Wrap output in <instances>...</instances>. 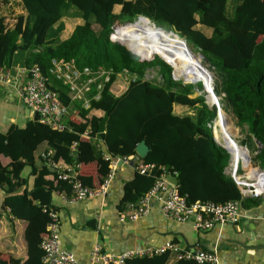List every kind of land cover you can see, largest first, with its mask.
Here are the masks:
<instances>
[{
    "label": "trees",
    "instance_id": "1",
    "mask_svg": "<svg viewBox=\"0 0 264 264\" xmlns=\"http://www.w3.org/2000/svg\"><path fill=\"white\" fill-rule=\"evenodd\" d=\"M139 16L148 18L141 17L135 25ZM112 33L139 56L113 40ZM182 38L193 52L185 49ZM20 49L25 52L26 68L41 69L69 113L63 130L29 121L24 129L13 123L0 132V183L5 188L0 221L10 209L13 218L27 222V258H5L0 250V264H44L41 244L49 232L50 216L43 206L51 207L54 192L74 195L69 179H63L62 172L48 161L60 147L78 144L80 157L100 158L101 139L111 157L155 164L148 175L136 173L141 186L129 201L136 202L148 192L161 166H167L177 171L178 188L190 203L237 200L248 205L250 197L244 196L226 171L231 153L214 136L218 107L206 100L202 82L207 84L210 77L201 63H209L215 72L217 97L210 99L211 104L219 100L222 111L216 137L221 136V117L232 112L234 124L245 135L240 145L252 152L253 165L264 169V0H0V67H12ZM155 52L188 84L175 80L172 66ZM60 59L109 75L99 99L94 98L98 90L93 85L88 108L73 99L69 85L51 72L53 61ZM151 68L157 69L161 79L148 76ZM197 90L201 93L195 96ZM92 110L110 111L106 132H98L102 116L91 115ZM74 115L80 122L71 120ZM85 130H89L90 143L81 140ZM143 139L150 151L141 158L136 147ZM247 141H253V151ZM1 156L10 162L4 164ZM39 160L46 163L40 170ZM74 161V156H65L63 170ZM26 166L33 168L34 185L19 192L26 182L21 175ZM73 176L92 186L88 176L77 172ZM172 259L177 264H199L177 259L173 250L133 257L126 264H168Z\"/></svg>",
    "mask_w": 264,
    "mask_h": 264
},
{
    "label": "crops",
    "instance_id": "2",
    "mask_svg": "<svg viewBox=\"0 0 264 264\" xmlns=\"http://www.w3.org/2000/svg\"><path fill=\"white\" fill-rule=\"evenodd\" d=\"M23 21L22 19V24ZM24 56L25 52L20 49L15 54L12 67H0V77L9 74L13 78L11 82H4L0 78L2 132H6L13 123L24 129L29 121H40L34 119L36 113L24 104L20 96L19 88L24 84L25 76L17 75L23 74L27 69ZM91 115L103 117L104 114L101 110H92ZM71 120L80 122L76 115ZM81 140L90 143L89 130L82 133ZM78 146L77 144L69 149L60 147L54 160L61 162L67 155L74 156L75 161L68 168L88 176L91 187H100L104 182L107 187L103 196L77 201H68L59 192L53 193L51 208L59 215L61 246L64 250L73 252L77 264H90L95 247L103 253L117 255L133 251L140 253L134 257H143L146 255L143 252L167 243L189 251H213L217 255L218 264H264V195L249 196L248 205L242 206L246 215L237 224H216L209 230H198L192 222V229L198 232L197 235L192 234L188 221L180 223L168 219L159 200L154 201L147 215L134 221H122L121 216L127 213L129 197L141 186V179L136 181L139 161L132 157H111L106 143L101 139L99 147L103 155L100 158L89 157L87 154L80 157L77 154ZM1 160L4 164L10 162L4 156H1ZM232 160L231 156V163ZM231 163L226 169L227 173H230ZM44 164L46 163L39 160L37 169L40 170ZM21 175L26 182L21 179L24 182L19 187V192L26 188L31 190L35 177L33 168L26 166ZM4 195V191L0 189V202ZM9 210L4 211L0 221V250L5 253V258L13 255L24 260L27 258L24 236L27 222L13 218ZM177 263L172 259L168 264Z\"/></svg>",
    "mask_w": 264,
    "mask_h": 264
},
{
    "label": "built area",
    "instance_id": "3",
    "mask_svg": "<svg viewBox=\"0 0 264 264\" xmlns=\"http://www.w3.org/2000/svg\"><path fill=\"white\" fill-rule=\"evenodd\" d=\"M51 72L54 76L68 84L73 94V99L79 100L84 107L90 106L89 94L93 85L97 84L98 92L94 95L95 99L101 97L104 82L109 81V75L103 72H94L89 67L83 69L77 67L74 60L64 59L54 60ZM25 76V82L20 87V96L24 104L33 112L40 115V122L63 130L66 127V119L69 108L59 98V94L48 84V78L43 74L39 67L25 69L17 76ZM4 82H11L13 78L6 74L0 77ZM104 81H98L99 79ZM75 146V145H74ZM51 154V151L49 152ZM45 156V154H43ZM123 159H128L124 157ZM49 163L59 169L63 179H69L72 184L74 195L69 197L63 195L68 201H77L103 196L106 192L107 183L104 182L100 187H91L83 184L76 176V172L64 167L61 162H56L54 157L50 158ZM155 164H140L138 170L148 174L155 168ZM160 172L156 174V181L153 187L146 192L138 201H130L127 205V213L121 216V220H137L147 215L155 200L162 203V210L168 219L185 223L192 217L195 227L198 230H209L216 224H237L246 215L240 201L232 200L226 203H216L214 201H195L190 203L187 195L181 194L178 185L172 183L168 176L177 175V171H172L167 166H161ZM230 174L240 187L244 196L264 195V169L252 165L247 158L234 157L230 167ZM43 210L50 216L48 224L49 232L44 236L41 247L44 250V264H77L73 252L64 250L61 246L60 219L58 212L49 205H44ZM166 250L177 252V259L195 260L197 263L210 262L218 264L215 252L209 250L189 251L181 249L178 245L167 243L162 247L149 249L143 252L149 254H161ZM139 252H124L121 254L103 253L98 247L92 251L90 264H126V260L133 258Z\"/></svg>",
    "mask_w": 264,
    "mask_h": 264
},
{
    "label": "water",
    "instance_id": "4",
    "mask_svg": "<svg viewBox=\"0 0 264 264\" xmlns=\"http://www.w3.org/2000/svg\"><path fill=\"white\" fill-rule=\"evenodd\" d=\"M141 17H144V18H148V17H145V16H139L138 17V19H140ZM127 23H130V22H127ZM126 23V24H127ZM158 28H160V29H162V27H160V26H158ZM171 33H173L174 35H176V36H180L178 33H176L175 31H170ZM113 40H115V41H117V42H119V43H121L122 45H125L123 42H121V41H119V40H117V39H115V38H112ZM181 42L184 44V46H185V49L187 50V51H192L193 52V50H192V48L190 47V45L188 44V42L186 41V39H183L182 38V40H181ZM126 46V45H125ZM127 47V46H126ZM132 53H134V54H136V55H138L137 53H135L134 51H132L129 47H127ZM158 56H160L165 62H167L168 64H170L171 66H172V64L169 62V61H167L163 56H161L160 54H157ZM199 55H200V57L202 58V60L204 59V55L202 54V53H199ZM139 56V55H138ZM155 57V56H154ZM153 57V58H154ZM201 66L203 67V68H206V71L209 73V76L211 75L212 76V74H211V71L203 64V63H201ZM172 68H173V66H172ZM172 76H173V78L175 79V80H178L177 78H176V76H175V74H174V68H173V72H172ZM212 80H213V82H214V79L212 78ZM183 82H184V80H183ZM185 83V82H184ZM190 83H194V82H190ZM203 83V86H204V89L208 92V94L206 95V100H207V102L210 104V102H209V95L211 96H215V97H217L216 96V94H215V91H214V85L212 86V89L210 90L207 86V84H206V82H202ZM213 105H215V106H217L218 107V117H220L221 116V114H220V111H221V107H220V103L219 102H213ZM109 116H110V111L108 110V111H106L105 113H104V115H103V117H102V119H101V121H100V123H99V127H98V132L99 133H104V132H106V123H107V121H108V119H109ZM35 120H38V119H40V115L38 114V113H36V116H35V118H34ZM217 141H218V139L217 138H215ZM229 140H233V138H231V137H229ZM229 140H224V142L222 143V145L224 146V147H226V149L231 153V156H232V158H234L235 157V155H234V153H233V151L231 150V148L228 146V144L227 143H230V141ZM219 142V141H218ZM258 145H259V147L261 148L262 147V144L260 143V142H258ZM241 147H244L245 148V150H246V158H247V161L248 162H250L251 161V156H250V151H249V149H248V147L247 146H243V145H241ZM150 151V146L147 144V142H146V140L145 139H143L138 145H137V147H136V152L138 153V155L141 157V158H144V157H146L147 156V154H148V152ZM240 157V156H239ZM239 157H237L236 159L238 160V158ZM169 178V180L172 182V183H174V184H176V185H178L179 184V178H178V176L177 175H171V176H169L168 177ZM0 189L2 190V191H4L5 192V188H4V185L3 184H1L0 183Z\"/></svg>",
    "mask_w": 264,
    "mask_h": 264
},
{
    "label": "rangeland",
    "instance_id": "5",
    "mask_svg": "<svg viewBox=\"0 0 264 264\" xmlns=\"http://www.w3.org/2000/svg\"><path fill=\"white\" fill-rule=\"evenodd\" d=\"M73 9H75V8H73ZM141 19V18H140ZM140 19H137L136 20V23H135V25H139L140 24ZM135 21V20H134ZM133 21V22H134ZM152 23H154V25H156V23L155 22H152ZM134 25V24H133ZM157 26V25H156ZM115 29H116V27H114V31L113 32H115ZM111 37L113 38V33H112V35H111ZM194 52H196L197 54H199L200 52H199V50H196V49H194ZM156 56V55H155ZM160 57V56H159ZM161 58V57H160ZM162 59V58H161ZM204 60V59H203ZM203 64L211 71V74H212V76H213V78H214V82L213 83H215V72H213V70L212 69H210L209 68V66H210V64L209 63H204L203 62ZM148 76L150 77V78H153V77H155V76H157L159 79H161L160 77H159V75H158V72H157V69H153V68H151L150 69V72H149V74H148ZM178 80H181V81H183L182 79H178ZM201 82V81H200ZM199 83V82H198ZM198 83H196L195 85L197 86V84ZM186 84H188V83H186ZM205 90V89H204ZM205 92H206V95L208 94V92L205 90ZM201 92H200V90H197L196 91V93H194V95L195 96H197V95H199ZM219 96V95H218ZM220 98V97H219ZM217 102H219V100L217 101ZM220 102H222V100L220 99ZM211 107H213V106H215V105H213V104H209ZM222 111H220V113H221ZM226 113V116H227V119H226V121L228 120L230 123H231V126L233 127L232 128V132H233V135H234V137H235V139L237 140V142L239 143V144H242V139H243V137L245 136L244 134H243V132L234 124V114L232 113V112H225ZM223 117H225V116H223ZM218 118L219 117H217V119L214 121V126H213V131H214V136H215V138H217L216 137V131H217V124H216V122H217V120H218ZM5 121H7V119H6V117H5ZM220 124H222V117H221V119H220ZM236 128V129H235ZM222 129H220V131H221ZM0 131L2 132L3 131V128L0 126ZM246 138V137H245ZM218 139V138H217ZM219 141H223V140H221V139H218ZM247 144H248V146L251 148V151H253V149H254V143H253V141L251 142H249V141H247ZM249 154H251L252 155V152L251 153H249ZM253 156V155H252ZM192 222L194 223V218L192 217L188 222H187V225H190V227H191V229H192ZM197 231L196 230H193L192 229V234L193 235H197Z\"/></svg>",
    "mask_w": 264,
    "mask_h": 264
},
{
    "label": "bare ground",
    "instance_id": "6",
    "mask_svg": "<svg viewBox=\"0 0 264 264\" xmlns=\"http://www.w3.org/2000/svg\"><path fill=\"white\" fill-rule=\"evenodd\" d=\"M154 25V23H151ZM171 48V47H170ZM172 49V48H171ZM157 53V52H155ZM159 54V53H157ZM175 71V70H174ZM175 74V73H174ZM210 77V80L209 82L207 81V85L208 86H213V76H209ZM177 78V77H176ZM178 79V78H177ZM214 79V78H213ZM185 82V81H184ZM186 83V82H185ZM197 82H194V84H196ZM210 90L212 89L211 87L209 88ZM216 94V93H215ZM210 97H212V95L210 96L209 95V100H210V103H211V99ZM215 97V96H213ZM227 116L225 117H222V124L220 126V129H222L220 132H221V136H220V139L221 140H229V137L233 138V140H229L230 143H227L228 146L231 148V150L233 151L234 155H235V158L241 156V157H244L246 159V150L244 147H241V145L237 142V140L235 139L234 135H233V132H232V126H231V123L227 120ZM238 126V125H237ZM236 129V128H235ZM219 139V137H218Z\"/></svg>",
    "mask_w": 264,
    "mask_h": 264
}]
</instances>
